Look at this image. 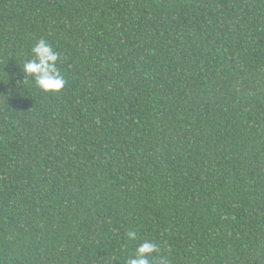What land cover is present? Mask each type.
I'll list each match as a JSON object with an SVG mask.
<instances>
[{"label":"trees","instance_id":"trees-1","mask_svg":"<svg viewBox=\"0 0 264 264\" xmlns=\"http://www.w3.org/2000/svg\"><path fill=\"white\" fill-rule=\"evenodd\" d=\"M41 39L59 93L25 81ZM145 240L153 264H264V0H0V264Z\"/></svg>","mask_w":264,"mask_h":264},{"label":"clouds","instance_id":"clouds-1","mask_svg":"<svg viewBox=\"0 0 264 264\" xmlns=\"http://www.w3.org/2000/svg\"><path fill=\"white\" fill-rule=\"evenodd\" d=\"M32 53L33 58L24 62L21 67L26 76L25 81L30 77L33 78L36 86L45 93H59L62 91L66 85V79L57 67L60 54L44 39L35 44ZM18 82L20 83V81ZM127 235L129 241H134L137 238L135 231H129ZM157 252V245L145 240L136 247L134 254L128 257L126 264H153L152 256ZM157 264H170L169 258L160 256Z\"/></svg>","mask_w":264,"mask_h":264}]
</instances>
